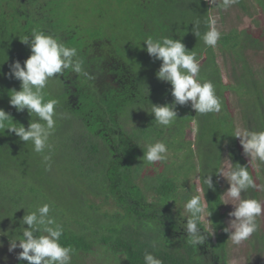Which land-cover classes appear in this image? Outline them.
Listing matches in <instances>:
<instances>
[{
	"label": "trees",
	"instance_id": "trees-1",
	"mask_svg": "<svg viewBox=\"0 0 264 264\" xmlns=\"http://www.w3.org/2000/svg\"><path fill=\"white\" fill-rule=\"evenodd\" d=\"M221 5L222 0L215 5L209 0H0V108L13 123L27 130L37 119L9 104L10 91H19L21 82L7 75L14 61L23 66L31 54L20 39L33 29L75 47L90 76L69 69L48 82L45 101L56 98L62 116L43 153H36L31 141L0 130V244L22 235L23 216L49 203L50 215L64 229L61 245L75 249L71 264H88L86 254L98 264H145V252L163 264H228V233L219 230L226 184L217 173L225 161L248 166L257 187L247 196L264 200V164L254 161V168L233 137L238 128L264 130V66L251 57L264 52V28L254 35L234 25L217 27L216 47L205 45L203 35L215 11L223 14ZM232 6L259 26L254 14L264 15V0ZM163 36L179 39L197 54L202 81H212L222 101L219 113L200 114L188 102L176 105L171 125L156 122L151 104H171L174 98L171 85L156 77L161 61L148 55L143 42ZM190 123L192 139L186 135ZM155 141L166 143L172 157L160 170L143 158ZM45 156L51 157L47 170ZM209 173L211 189L201 181ZM194 174L205 188V212L211 213L214 229L212 235L201 219L209 235L204 233L205 243L197 247L188 242V213L181 206L200 195L189 183ZM247 241L264 254L260 226ZM20 251L17 247L13 254ZM9 264L28 262L16 257Z\"/></svg>",
	"mask_w": 264,
	"mask_h": 264
},
{
	"label": "clouds",
	"instance_id": "clouds-1",
	"mask_svg": "<svg viewBox=\"0 0 264 264\" xmlns=\"http://www.w3.org/2000/svg\"><path fill=\"white\" fill-rule=\"evenodd\" d=\"M209 2L214 3L215 0ZM236 3L238 0H222L221 6L227 9ZM215 24V20L211 21L209 30L203 35L205 45L213 48L221 38V32ZM20 40L29 46L31 54L23 66L19 61H14L10 65L7 75L19 80L21 87L19 91L15 89L10 91L9 104L17 111L27 109L29 115L34 114L37 119L32 120L26 130L23 125L13 123L10 115L0 108V130L7 129L15 133L23 142L31 141L33 150L36 153H43L45 149L50 148L49 138L54 132L57 119L62 116L56 111L59 104L56 98L45 101L44 89L48 82L59 78L69 69L73 73L89 78L90 76L84 72L82 61L76 59L77 49L66 46L58 37L43 30L33 29ZM143 43L146 45L148 55L161 61L156 77L171 85V95L174 98L171 104H151V113L159 125H171L177 119L176 105L182 106L188 102H191V107L200 114L219 113L222 110V101L216 94L215 85L210 80L202 81L200 77L201 67L195 52L186 50L179 39L174 40L170 36L148 37ZM233 137L239 138L243 153L250 157V160L264 164V130L238 128ZM167 153L166 143L155 141L147 145L143 158L149 164L163 162L167 159ZM50 159V156L44 157L46 170L50 168V164H47ZM228 164L230 167L220 169L217 173L226 178L229 184L224 193L231 200L238 201V204L229 213L234 219L230 220L224 231L229 233L232 244L238 246L258 231V218L264 215V204L256 198L247 196L249 189L257 187L248 166L232 164L229 160ZM201 181L207 188H213L211 173L202 176ZM204 189V187L200 189L202 195H192L184 204L188 213L184 229L188 242L196 247L205 243L204 233L208 234V231L200 226L201 214L205 212L206 205ZM241 193H244L243 198ZM50 212L51 205L44 203L35 211L23 216L22 221L27 228H23L22 235L10 239L9 243V252L17 247L22 249L17 255V260L27 261L28 264H71L75 249L61 245L60 237L64 229ZM210 214V212L205 214L203 219L209 223V231L212 234L214 229L206 219ZM0 235L4 233L0 232ZM2 246L0 244V247ZM143 259L145 264H163L161 259L149 252H145Z\"/></svg>",
	"mask_w": 264,
	"mask_h": 264
},
{
	"label": "rangeland",
	"instance_id": "rangeland-1",
	"mask_svg": "<svg viewBox=\"0 0 264 264\" xmlns=\"http://www.w3.org/2000/svg\"><path fill=\"white\" fill-rule=\"evenodd\" d=\"M221 0H215L214 3H211L213 5L217 4L218 2H220ZM223 14L218 16L215 13L212 15V19L216 21L215 26L219 27V28H225V29H229L230 26H238V27H242V28H247L249 31H251L254 35H258L259 32L264 28V15L263 13L260 14H254L255 19L259 20V26H256L252 19L249 18L248 16H243L242 13L235 7V6H231L227 9H223ZM251 57H252V61L254 64L260 65V66H264V52H259L255 54L251 53ZM218 62L219 65L224 73V79L225 81H228V78L226 77V69H225V65L223 62L222 58H218ZM187 129V138L188 139H192L194 137V123H190L186 126ZM241 149L242 146L240 145ZM243 151V149H242ZM244 154V153H243ZM245 155V154H244ZM248 162H250L253 167L255 168L254 165V160H250V157L246 156ZM172 163V157L170 152L168 151L167 153V159L163 162H155L156 168L157 169H162L164 168L166 165H169ZM224 169H227L229 167V164L225 161L224 163ZM222 181L224 182L223 184L225 185V191L228 189L229 184L226 180V178H224L222 176ZM190 184H193L196 187V190L199 192V194L201 195L200 192V186H199V176L198 174H194L192 177H190ZM264 197V196H263ZM223 201L224 204L226 206V211L225 214L223 216V219L220 222L219 225V230L224 231V228L228 227V224L230 222V220L234 219V217H230L229 213L232 212L234 210V206L236 204H238V201H234L231 200L230 198L227 197L226 193L223 194ZM262 204H264V200H262ZM184 204H182L181 206H183ZM206 207V205H205ZM103 209H111L108 206H104L102 207ZM183 212H186L185 208L182 209ZM206 214V212L202 213L201 219L203 224L205 225L206 229L209 231V223L207 221H205L203 219L204 215ZM206 219L208 220V217H206ZM258 224L260 226V228L262 230H264V215H261V217L258 218ZM210 227L212 228V225H210ZM213 229V228H212ZM211 233V231H209ZM214 234V231L212 232V235ZM2 248L5 249V252L2 253L0 252V264H9L10 262H12L16 257H17V253L13 254V251L9 252V244H5L4 246H2ZM15 251V249H14ZM17 252V251H16ZM85 260L88 262V264H98L100 261L95 259V256L93 254H86L85 255ZM227 260H228V264H264V254L258 252L257 250L253 249L249 242L246 240L244 242H242L240 245H233L231 242V239L229 238V233H228V237H227ZM100 264H112L111 260L110 262L107 263V261L105 260H101Z\"/></svg>",
	"mask_w": 264,
	"mask_h": 264
}]
</instances>
